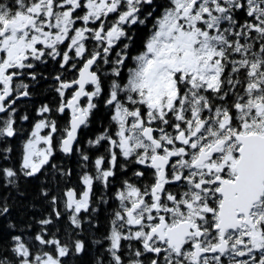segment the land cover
<instances>
[{
  "label": "flooded vegetation",
  "instance_id": "obj_1",
  "mask_svg": "<svg viewBox=\"0 0 264 264\" xmlns=\"http://www.w3.org/2000/svg\"><path fill=\"white\" fill-rule=\"evenodd\" d=\"M175 1L164 0L162 5H158L155 0H2L0 145L14 137L21 123V129L25 131V101L32 99L31 91H50L47 99L40 102L36 111L38 115L67 118V131L60 138L59 147L69 132L71 117L79 112L85 116L81 130L89 118L100 113L113 117L118 132L120 126L115 119L125 110L134 120L141 121L139 133L146 148L138 149L132 156H122L118 149L116 151L111 147L110 160L96 162V168L101 172L86 176L76 190H70L73 192L71 196L67 194L68 211L77 213L88 210L94 206L97 198L108 196L109 189L114 190L110 200L117 214L111 225L117 226L119 231L118 237L116 234L113 236L109 250L118 264H229L234 260L240 264H253L248 261L255 252L252 256L230 260L226 255L236 242L231 237L245 229L248 233L259 230L264 234V224L255 222L253 218L256 209L264 208V190L250 210V225L243 222L244 215H238L237 219L241 222L239 228L225 230L223 234L217 229L223 201L220 192L235 183L237 178L236 165L241 144L235 137L255 134L264 137V133L259 132L242 134L243 125H238L232 119V114L236 115L237 110L242 115L245 113L234 97L235 84L231 86L233 98L228 102V108L224 101L229 100L218 97L226 80L225 70L229 71L225 69L227 61L223 60L227 48L216 43L221 41L220 30L213 28V25L210 28H206L204 23L199 25L201 32L214 38L211 40L213 61L219 67L215 82L195 81L188 75L180 77L175 74L172 90L175 93L174 101L169 107L167 104L160 105L159 112L148 109L145 91L141 87V70L145 60L152 55L149 42L155 37L165 13L174 8ZM36 6H39L38 11ZM17 15L25 18L23 25L15 23ZM146 18L154 21V28L146 44L136 48L129 44L133 32L126 27ZM10 32L25 36L24 57H6L3 41ZM168 33L172 35L173 29L170 28ZM181 47L187 51L194 50L189 43H183ZM227 63L235 70V63ZM86 65L90 82L84 85L81 97L71 112L69 102L79 90L78 86L71 85L78 81ZM215 103H218L216 111L210 112ZM257 105L264 107V103L254 104L251 113ZM189 109H194L192 117L187 112ZM208 116L212 119H208ZM213 116L221 118L217 120ZM225 120L229 124L222 127L220 123ZM40 122L47 129L45 118ZM58 123V120L50 122L48 128L52 126L55 132L63 126ZM144 131H150L158 145L144 139ZM178 136L182 137L181 143L176 140ZM219 142H223V145L216 154L209 156L201 165L193 166L201 152H207ZM229 144H233L234 148L231 153L233 162L230 164L223 160V151ZM156 157L167 160L164 169L153 165ZM117 158L120 164L116 163ZM127 161H132L133 165L128 166ZM127 169L130 174L124 175ZM162 170L164 174L159 181ZM96 177L101 178L100 189L104 193L97 192L99 181ZM115 177L119 178L118 184L113 180ZM115 185L117 189L113 188ZM78 202L84 203L85 208L75 209ZM193 207L196 218L191 219L188 212ZM184 223H190L195 228L190 231L194 235L186 237L176 253L175 247L171 248L168 240L162 241L161 238ZM157 228H162L161 233L154 235L153 231ZM199 233L201 235L197 237ZM222 239L226 251L223 254L211 253ZM243 239L244 244L248 242L246 238ZM242 244L238 243L239 246ZM195 250L202 251V255L194 257Z\"/></svg>",
  "mask_w": 264,
  "mask_h": 264
},
{
  "label": "trees",
  "instance_id": "obj_2",
  "mask_svg": "<svg viewBox=\"0 0 264 264\" xmlns=\"http://www.w3.org/2000/svg\"><path fill=\"white\" fill-rule=\"evenodd\" d=\"M155 2L162 5L164 0ZM206 8L212 13V27L220 30L221 41L216 43L227 48L223 60L231 65L235 63L232 70L226 62L225 69L229 71L225 70L226 80L218 97L229 100L224 101L228 108L233 98L231 86L235 84L237 104L242 106L244 114H249L254 104L264 103V0H210ZM138 21L126 27L133 32L129 44L136 48L146 44L154 28V21L149 18ZM48 92L47 89L39 93L31 91L32 99L25 101V134L21 123L14 137L0 145V264H45L48 259L58 264H118L109 250L113 236L119 231L111 225L117 214L110 200L114 190L109 189L108 196L97 198L88 210L69 212L66 204L70 190H76L86 176L101 172L96 162L110 160L116 124L109 114L93 115L79 133L72 154L64 156L60 153L59 141L66 134L67 118L43 117L36 112ZM217 104L211 106L210 112L216 111ZM194 109L187 110L190 117ZM219 116L213 117L218 120ZM241 116L237 110L231 117L240 125ZM44 118L47 129L50 122L57 120L63 126L54 132L56 137L47 162L37 172L27 173L22 164L24 142ZM116 163H121L119 158ZM127 164L133 165L132 161ZM128 173L127 169L124 175ZM118 179L113 178L116 184ZM96 180L99 181L97 192L104 193L100 189L101 178ZM248 262L264 264L256 252Z\"/></svg>",
  "mask_w": 264,
  "mask_h": 264
},
{
  "label": "rangeland",
  "instance_id": "obj_3",
  "mask_svg": "<svg viewBox=\"0 0 264 264\" xmlns=\"http://www.w3.org/2000/svg\"><path fill=\"white\" fill-rule=\"evenodd\" d=\"M209 1L176 0L174 8L165 13L159 23L155 37L149 42L148 48L152 50V55L145 60L141 70V87L145 91L147 107L151 112H159L160 105L167 104L169 107L174 101L175 93L172 90L175 74L180 77L188 75L195 81H210L211 84L216 81L219 67L213 61L211 40H214V38L208 37L204 32H201V27L199 26L203 23L206 24V28L212 26V13L206 8ZM35 9L38 11L39 6H36ZM17 16L18 20L15 23L23 25L25 18L21 17V15ZM63 23L64 21L61 22V25ZM170 28L173 29L172 35L168 33ZM62 30L66 31L65 28ZM25 43L24 35L10 32L3 41L6 57L9 58L12 55L24 57ZM183 43L192 44L194 50H183L181 47ZM22 48L24 49L22 50ZM2 72L3 68L0 65V77ZM136 116L138 115L136 114ZM241 117L244 131L242 134L247 132L264 133V107L262 105H257L254 112L243 113ZM115 120L120 127L118 132H116V139L115 141L113 140L111 147L118 149L122 156H132L138 149L146 148L142 144V138L139 133V127L142 126L140 124L141 121L134 120L125 110L118 114ZM127 124L131 125L127 127ZM220 124L224 127L225 124H229V121L225 120ZM52 130L53 127L51 126L45 132V125L39 122L27 137L22 161L27 173L37 172L49 159L52 153V140L56 137ZM165 141H168V139H165ZM233 150V144H229L227 149L223 151V160L228 164L232 161L231 153ZM74 208L77 210L84 209L85 204L78 202ZM192 209L188 212L191 219L196 218L195 208L193 207ZM253 218L255 222L264 224V208L256 209ZM246 231L247 229L231 237L236 242L233 243L226 257L230 260L234 257L252 256L253 252H257L264 263V234L259 230L254 233ZM116 236L118 237V234ZM243 238H246L248 242L244 244ZM239 242L243 243V247L238 245ZM183 257L184 259L186 258L185 255ZM234 261V263L230 261L229 264H240L239 261ZM45 264L58 263L53 259H48Z\"/></svg>",
  "mask_w": 264,
  "mask_h": 264
},
{
  "label": "water",
  "instance_id": "obj_4",
  "mask_svg": "<svg viewBox=\"0 0 264 264\" xmlns=\"http://www.w3.org/2000/svg\"><path fill=\"white\" fill-rule=\"evenodd\" d=\"M90 82L89 80V68L87 65L80 72L77 82L71 85L79 87L76 96L69 102L68 108L73 111L74 106L78 103L81 92L84 85ZM85 122V116L80 112L77 116H72L69 122V132L67 136L60 143V153L64 156L72 154L73 148L77 143L79 132ZM144 139L153 141L156 145V141L151 137L150 131H144L142 133ZM236 140L241 144L239 150L240 158L236 165L237 178L235 183L224 187L221 190L223 195V201L219 212V224L217 229H220L221 234L225 230H235L239 228L240 221L237 219L238 215H244V223L250 225L249 213L260 196L263 193L264 187V137L260 135H237ZM176 140L181 143L182 137L178 136ZM223 145V142H219L211 147L207 152H201L194 162L193 166L201 165L207 160L209 156L217 153L218 149ZM167 160H163L161 157H156L153 161V165L162 167L164 169ZM164 171H161L159 181L162 179ZM72 191L68 195H72ZM162 228H157L153 231L154 235L161 233ZM191 230H195L190 223L181 224L179 227L173 228L168 231L166 236L161 238L162 241L168 240V245L178 253L186 237L191 235ZM200 233L197 237H200ZM226 251V244L222 239L221 244L214 249L211 253L219 252L223 254ZM202 251L195 250L194 257L202 255Z\"/></svg>",
  "mask_w": 264,
  "mask_h": 264
}]
</instances>
